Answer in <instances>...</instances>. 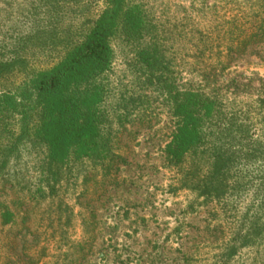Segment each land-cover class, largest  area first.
<instances>
[{"label": "trees", "instance_id": "obj_1", "mask_svg": "<svg viewBox=\"0 0 264 264\" xmlns=\"http://www.w3.org/2000/svg\"><path fill=\"white\" fill-rule=\"evenodd\" d=\"M98 1L77 0L68 8L66 0H31L19 16L25 29L10 30L9 43L0 46V230L25 241L32 216L58 212L60 194L81 170L104 180L109 166L126 163L116 153L114 126L120 110L126 118L128 105L137 107L139 99L109 109L106 83L115 45L123 44L134 48L135 65L173 120L163 156L178 189L191 190L204 204H226L254 191L241 211L228 209L239 219V248L259 246L264 155L263 146L251 142V124L227 110L214 90L178 86L170 62L153 44L156 28L135 0H101L102 11L82 30L67 25L68 15L82 16ZM221 12L216 33L225 68L249 47L264 44V0H224ZM58 51L63 56L54 65L12 89L2 86L27 72L30 56Z\"/></svg>", "mask_w": 264, "mask_h": 264}, {"label": "rangeland", "instance_id": "obj_2", "mask_svg": "<svg viewBox=\"0 0 264 264\" xmlns=\"http://www.w3.org/2000/svg\"><path fill=\"white\" fill-rule=\"evenodd\" d=\"M66 1L72 8L77 0ZM135 1L148 12L156 28L153 44L170 62L178 86L214 90L227 110L251 124V142L263 146L262 158L264 44L249 47L223 68L216 17L222 15L224 0ZM28 2L0 0V46L9 43L10 30L25 29L19 16ZM102 9L101 0L91 3L82 16L68 15L67 25L79 32ZM114 49L106 77L109 109L139 99L137 107L128 105L126 118L120 110L114 126L116 153L126 163L109 166L104 180L100 171L95 179L81 170L88 176L80 171L79 179L65 186L58 212L48 209L32 216L25 241L0 230V264H264V240L239 248V219L228 209L241 211L254 199V191L226 204H204L191 190L178 189V177L164 166L163 156L173 120L135 65L134 48L116 44ZM62 56L60 51L37 52L24 75L2 86L16 87Z\"/></svg>", "mask_w": 264, "mask_h": 264}]
</instances>
